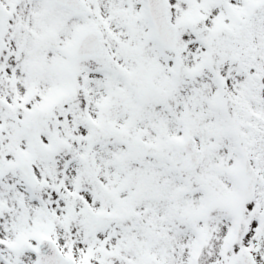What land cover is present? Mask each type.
<instances>
[{"label": "snow or ice", "instance_id": "snow-or-ice-1", "mask_svg": "<svg viewBox=\"0 0 264 264\" xmlns=\"http://www.w3.org/2000/svg\"><path fill=\"white\" fill-rule=\"evenodd\" d=\"M0 264H264V0H0Z\"/></svg>", "mask_w": 264, "mask_h": 264}]
</instances>
